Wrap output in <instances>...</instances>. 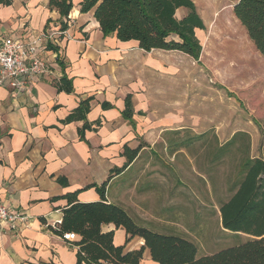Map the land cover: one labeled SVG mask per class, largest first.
<instances>
[{
  "label": "crops",
  "instance_id": "crops-1",
  "mask_svg": "<svg viewBox=\"0 0 264 264\" xmlns=\"http://www.w3.org/2000/svg\"><path fill=\"white\" fill-rule=\"evenodd\" d=\"M80 2L72 0L68 27L55 36L56 43L38 42L46 70L30 81L29 90L18 92L7 79L0 84V202L26 215L16 229L0 224V264H76L73 242L79 238L66 240L51 229L66 205L61 196L77 191L80 202L99 201L96 187L104 182L105 201L124 209L136 224L186 237L184 197L174 203L176 178L165 158L184 154V118L201 116L187 95L180 105L172 96L183 92L199 64L180 51H145L136 41L103 35L93 10L81 13ZM47 3L0 2V40L10 36L27 41L59 30V13ZM185 13L180 8L176 15ZM203 53L202 47L199 61ZM244 59L252 61V56ZM62 76L71 80V92L57 89ZM173 81L179 88L174 89ZM127 96L131 119L122 114ZM84 100L89 107L85 119L65 122ZM85 122L89 127L80 134ZM125 148L138 150L131 161ZM156 149L164 150V156ZM217 212L220 221L219 207ZM101 229L113 230L114 244L125 251L143 247L139 264H158L141 237H128L113 224Z\"/></svg>",
  "mask_w": 264,
  "mask_h": 264
},
{
  "label": "trees",
  "instance_id": "trees-1",
  "mask_svg": "<svg viewBox=\"0 0 264 264\" xmlns=\"http://www.w3.org/2000/svg\"><path fill=\"white\" fill-rule=\"evenodd\" d=\"M47 5L57 10L59 28L65 31L72 0H48ZM180 8L186 13L178 18L176 12ZM79 10L81 13L93 10V17L103 35L113 33L121 41H136L145 51H180L199 62L202 45L196 30H204L205 25L192 0H81ZM232 13L264 59V0H235ZM57 89L71 92V80L62 76ZM88 109V101H81L64 121L84 120ZM122 114L127 119L132 117L129 96L125 99ZM88 127L85 122L80 134ZM238 139L246 140L245 154L238 163L236 179L228 187V196L219 204V213L222 229L248 236L243 243L198 256L197 246L190 239L177 234L156 233L139 226L124 209L106 202L107 182L96 187L99 201L80 202L76 198L77 191L62 195L66 205L62 208L58 228L52 232L59 236L73 232L79 238L73 242L76 264L140 263L143 247L125 251L123 246L114 244L113 230L102 231L103 224L122 227L128 237H141L151 259L158 264H264V146L260 156H250L248 133L236 131L215 148L214 159H221L235 149ZM191 141V138L185 139L184 146ZM137 152V149H124L128 161Z\"/></svg>",
  "mask_w": 264,
  "mask_h": 264
},
{
  "label": "rangeland",
  "instance_id": "rangeland-1",
  "mask_svg": "<svg viewBox=\"0 0 264 264\" xmlns=\"http://www.w3.org/2000/svg\"><path fill=\"white\" fill-rule=\"evenodd\" d=\"M234 3L235 0H196V10L205 25L197 32L204 53L198 69L192 72V81L184 84L183 92L172 94L177 99L174 104L179 105L187 95L189 105L197 106L201 113L184 118L188 126L184 140H192L184 146V154L165 160L176 178L174 203L180 195L184 197V235L196 244L199 253L206 254L248 238L222 229L217 212L238 175L246 140L238 139L235 149L221 159H214L216 142L244 131L249 135L250 156H260L264 146V59L234 17ZM245 55L252 56V61L245 60ZM256 56L262 61L261 67ZM174 82L177 81L172 83L174 89L179 88ZM156 152L164 156V150Z\"/></svg>",
  "mask_w": 264,
  "mask_h": 264
},
{
  "label": "built area",
  "instance_id": "built-area-1",
  "mask_svg": "<svg viewBox=\"0 0 264 264\" xmlns=\"http://www.w3.org/2000/svg\"><path fill=\"white\" fill-rule=\"evenodd\" d=\"M64 31L48 30L31 40L6 36L0 40V84L8 80V86L16 91H28L30 81L40 77L46 70L45 62L38 56V42L41 40L57 42L55 36ZM26 222L23 212L15 211L0 202V224H6L11 230L20 223ZM61 220L53 222L51 229L58 228ZM66 240H73L77 236L73 232L61 236Z\"/></svg>",
  "mask_w": 264,
  "mask_h": 264
}]
</instances>
